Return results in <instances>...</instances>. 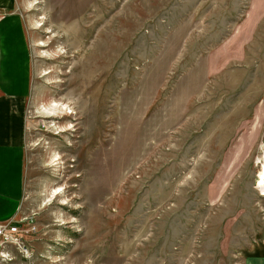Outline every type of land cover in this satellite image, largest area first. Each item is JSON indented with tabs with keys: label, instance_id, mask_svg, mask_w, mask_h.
<instances>
[{
	"label": "rangeland",
	"instance_id": "obj_1",
	"mask_svg": "<svg viewBox=\"0 0 264 264\" xmlns=\"http://www.w3.org/2000/svg\"><path fill=\"white\" fill-rule=\"evenodd\" d=\"M9 8L35 224L10 264H244L264 236V0Z\"/></svg>",
	"mask_w": 264,
	"mask_h": 264
},
{
	"label": "crops",
	"instance_id": "obj_2",
	"mask_svg": "<svg viewBox=\"0 0 264 264\" xmlns=\"http://www.w3.org/2000/svg\"><path fill=\"white\" fill-rule=\"evenodd\" d=\"M14 0H0V221L20 214L24 179L26 99L31 90V58L25 25ZM8 9V10H6ZM244 264H264V236L244 253Z\"/></svg>",
	"mask_w": 264,
	"mask_h": 264
},
{
	"label": "built area",
	"instance_id": "obj_3",
	"mask_svg": "<svg viewBox=\"0 0 264 264\" xmlns=\"http://www.w3.org/2000/svg\"><path fill=\"white\" fill-rule=\"evenodd\" d=\"M28 215H17L0 221V256L6 257V264L20 256L32 255V247L26 235L35 227Z\"/></svg>",
	"mask_w": 264,
	"mask_h": 264
},
{
	"label": "bare ground",
	"instance_id": "obj_4",
	"mask_svg": "<svg viewBox=\"0 0 264 264\" xmlns=\"http://www.w3.org/2000/svg\"><path fill=\"white\" fill-rule=\"evenodd\" d=\"M262 169L264 170V163L262 165ZM0 264H6V257L0 256Z\"/></svg>",
	"mask_w": 264,
	"mask_h": 264
}]
</instances>
